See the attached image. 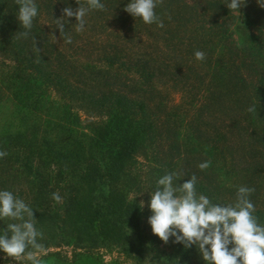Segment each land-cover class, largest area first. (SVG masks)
<instances>
[{
    "label": "rangeland",
    "instance_id": "1",
    "mask_svg": "<svg viewBox=\"0 0 264 264\" xmlns=\"http://www.w3.org/2000/svg\"><path fill=\"white\" fill-rule=\"evenodd\" d=\"M34 2L38 14L33 26L40 31L35 32L39 52L31 40L33 32L28 38L14 41V30L8 42L0 34L1 116L11 109L7 98L11 86L26 76L39 75L35 70L39 68L40 72L57 71L67 79L65 90L47 84L54 102L61 99L53 91H77L75 85L81 91H121L132 99L146 101L157 135L153 148L148 146L138 156V168L125 177L126 185L134 187L126 188L128 197L136 195L144 205L142 224L135 232L131 230L119 244L74 245L59 225L50 223L43 227L35 222L42 233L38 242L43 250L29 247L27 251L33 252L41 264H205L195 246L189 248L186 260L172 257L171 238L164 244L147 222L151 215L148 202L163 176L161 162L169 167L166 174L179 175L177 184L195 175L197 194L205 195L214 204H234L240 186L254 188L250 200L255 211L264 212V149L252 134L259 123L241 121L234 102L238 86L229 82L235 84L237 79L238 85L244 78L256 84L264 74L257 73L259 65L254 64H264V56H249L237 50L247 49L244 35L248 33L263 41L264 8L258 3L264 0H246L239 10L240 17L227 8L230 0H162L155 8L163 21L162 28L125 12L130 0H100L104 9L87 12L83 31L75 30V18L70 17L65 21L64 33L56 29V18L62 16L65 7H87L86 0ZM5 11L8 13L10 8ZM17 11L13 13L15 18ZM248 15L253 23L246 30L238 28ZM16 22L19 24L17 18ZM66 37L71 38V43L65 42ZM196 51L204 52L205 59L197 60ZM31 56L38 59V67L30 64ZM241 62L243 66L238 68ZM142 72H149L152 77ZM226 93L230 95L228 103ZM72 105L74 109L79 107L75 100ZM77 113L81 115V128L88 129L103 119L101 113L89 117ZM212 144L215 151L210 154ZM207 161L209 167L201 170L198 165ZM25 185L22 173L0 162V190H8L24 201L28 196ZM208 188H213V192ZM120 189L124 190L122 186ZM55 205L62 209L59 202ZM12 222L18 221L0 219V230ZM257 222L264 226V215ZM0 264L31 262L26 256L11 258L0 252Z\"/></svg>",
    "mask_w": 264,
    "mask_h": 264
},
{
    "label": "trees",
    "instance_id": "2",
    "mask_svg": "<svg viewBox=\"0 0 264 264\" xmlns=\"http://www.w3.org/2000/svg\"><path fill=\"white\" fill-rule=\"evenodd\" d=\"M18 7L15 0H0V34L5 42L11 38L10 32L16 30L17 35L24 30L13 14ZM7 8H10L8 13ZM251 23L249 15L245 16L238 28L246 30ZM31 32V40L40 50L35 42V32L40 31L32 26ZM244 37L247 49L237 50L263 57L264 39L260 41L258 35L252 33ZM36 60L31 56L30 64L34 67H38ZM242 62L238 63V68L243 66ZM254 64L259 65L257 73L264 71L260 61ZM35 70L40 74L24 77L8 92L11 109L0 114V151L7 155L0 158V162L23 174L28 195L24 202L33 209L38 225H59L74 245L122 243L129 229L135 232L142 224L141 203L136 195L128 197L126 188L131 187L126 185L125 177L138 168L141 151L148 146L153 148L156 141L157 125L146 101L132 99L121 91H81L75 85L77 91H53L61 99L54 102L47 84L65 90L67 79L57 71ZM142 73L152 77L149 72ZM229 82L238 86L234 102L241 121L259 123L252 134L263 143L260 145L264 149V74L256 84L244 78L238 85L237 79L235 84ZM73 100L79 107L74 109ZM250 107H255L256 111L249 112ZM77 112L85 117L101 113L103 119L88 129L81 128V115L79 117ZM209 150L213 154V144ZM261 153L264 155V151ZM159 165L160 173L165 175L169 167L161 162ZM208 189L213 192V188ZM53 193L61 197L60 210L55 205L58 202L52 199ZM263 215L260 210L254 212L256 218ZM171 247L172 257L186 260L189 248L172 242Z\"/></svg>",
    "mask_w": 264,
    "mask_h": 264
},
{
    "label": "clouds",
    "instance_id": "3",
    "mask_svg": "<svg viewBox=\"0 0 264 264\" xmlns=\"http://www.w3.org/2000/svg\"><path fill=\"white\" fill-rule=\"evenodd\" d=\"M246 0H230L227 8L241 16L240 9ZM18 5L17 20L24 31L17 38H28L37 16V5L34 0H15ZM162 0H130L124 11L134 19L140 18L145 24L156 23L163 27V21L155 13V8ZM78 4V3H77ZM264 8V3H258ZM85 6L73 10L62 9V16L56 18V29L64 33L65 21L75 18V30H84V17L90 9L103 10L100 0H86ZM53 39L56 38L53 35ZM66 43L71 38L66 37ZM39 52V48L35 49ZM197 60H204L205 53L195 52ZM249 112L256 111L250 107ZM7 153L0 151V158ZM210 161L198 165L201 170L209 167ZM177 173L165 174L157 181L156 189L151 193L148 208L151 215L148 224L152 233L164 244L172 239V243L182 244L185 249L195 246L205 264H264V226L254 216L255 207L250 200L254 188L240 186L234 204H214L203 194H197L195 175L181 184ZM175 181V184H174ZM56 202L61 200L57 193L52 194ZM141 202V208H143ZM11 218L13 221L0 230V252L7 257L26 259L31 264H41V260L28 252L29 247L43 250L38 242L42 233L35 227L34 212L22 199L8 190H0V219ZM130 229L128 234L130 233Z\"/></svg>",
    "mask_w": 264,
    "mask_h": 264
}]
</instances>
